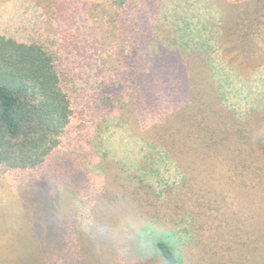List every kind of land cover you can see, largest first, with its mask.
Segmentation results:
<instances>
[{
    "label": "rangeland",
    "instance_id": "1",
    "mask_svg": "<svg viewBox=\"0 0 264 264\" xmlns=\"http://www.w3.org/2000/svg\"><path fill=\"white\" fill-rule=\"evenodd\" d=\"M120 1L0 0V34L53 52L73 111L39 170L0 164V264H17L8 241L33 236L30 224L26 232L12 230L20 224L11 207L41 172L66 166L83 177L69 212L81 241L59 264H113L91 225L107 218L109 208L124 213L126 196L147 222L176 234L152 237L171 241L185 264H264V8L259 0H127L124 7ZM205 18L222 29L221 46L212 50L217 73L209 71L216 84L206 79L207 93L187 100L186 93L175 98L163 91L164 98L137 95L136 102L114 84L113 109L104 113L96 86L121 78L115 71L125 35L128 49H170L177 28H205ZM163 60L153 61L154 68ZM139 264L166 262L157 252Z\"/></svg>",
    "mask_w": 264,
    "mask_h": 264
},
{
    "label": "trees",
    "instance_id": "2",
    "mask_svg": "<svg viewBox=\"0 0 264 264\" xmlns=\"http://www.w3.org/2000/svg\"><path fill=\"white\" fill-rule=\"evenodd\" d=\"M126 3L127 0H121L119 6L124 7ZM258 6L264 8V2L259 0ZM221 18L220 15L218 21ZM203 20L205 28L203 24L188 27L189 30L186 26L177 28L180 36L169 43L171 50L161 44L156 45L155 50L144 46L145 52H140L138 47L128 49L126 39L129 37L125 35L115 71L121 78L115 83L101 79L96 86L97 104L103 107L104 113L113 109L114 100L109 93L114 84L117 88L121 84V92H125L126 97L134 96L136 102H141L137 95L145 96L147 101L150 97L157 98L158 93L164 98L163 91L175 98L186 93L187 100L198 99L207 93V90L202 92L208 89L205 80L216 84L209 78V71L213 69L217 73L212 50L217 44L221 46L217 36L222 29L215 30L218 21ZM209 22L211 26L207 33ZM224 30L226 34L225 27ZM229 36L232 37L231 33ZM133 38L138 42L142 38L147 45L151 40L143 31L140 38L137 32ZM232 43L240 48L245 45L233 40ZM160 58L164 59L163 66L156 69L154 65L158 63L153 61ZM99 70L101 74L102 69ZM119 94L115 93L114 97L122 101ZM72 114L71 101L63 89L53 52L41 43L20 42L0 34V164L9 169L39 170L60 145ZM80 177L83 178L73 166H66L61 170H45L39 178L31 180L30 190L22 195L23 200L15 202V207L11 208L20 224L14 225L12 230L26 232L27 224H30L33 236L19 234L12 242H7L13 261L17 264H59L60 258L67 261L65 256L72 251L75 241H81L77 236V222L69 213L71 198L79 194ZM131 200L134 198L126 196L121 208L131 215L133 226L151 235L163 233L166 238L175 237L173 231L162 230L147 222L143 212ZM109 209L117 212L119 207ZM79 243L75 247L79 248ZM156 246L166 264H185L182 253L171 241L160 238L156 240Z\"/></svg>",
    "mask_w": 264,
    "mask_h": 264
},
{
    "label": "clouds",
    "instance_id": "3",
    "mask_svg": "<svg viewBox=\"0 0 264 264\" xmlns=\"http://www.w3.org/2000/svg\"><path fill=\"white\" fill-rule=\"evenodd\" d=\"M106 217L91 227L94 236L108 246L113 264H139L145 256L158 252L154 237L133 226L130 214L117 211Z\"/></svg>",
    "mask_w": 264,
    "mask_h": 264
}]
</instances>
